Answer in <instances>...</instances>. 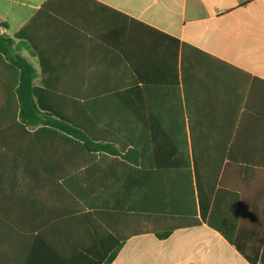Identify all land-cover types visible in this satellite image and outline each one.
<instances>
[{
	"label": "crops",
	"instance_id": "1",
	"mask_svg": "<svg viewBox=\"0 0 264 264\" xmlns=\"http://www.w3.org/2000/svg\"><path fill=\"white\" fill-rule=\"evenodd\" d=\"M34 17L32 32L44 57L71 62L68 67L57 66L59 75L94 77L95 89L111 92H126L136 83L148 94L143 102L146 107L162 112L172 109L178 114H184L187 106L191 110V119L174 114L98 115L93 122L100 139L116 136L149 141L153 132L162 138L171 134L173 146L143 150L141 154L147 158L136 154L131 162L123 163L109 153L93 154L97 204L133 203L130 190L137 189L133 186L136 170L140 172V195L135 202L173 213L185 208V198H192L197 210L195 181L186 183L187 171L194 173L196 168L194 154L201 171L219 170L214 161L217 157L222 162L220 171L227 169L230 190H225L229 194L225 192L224 201H256V192L244 191L243 166L227 163L228 147L207 144L193 150L187 124L199 125L202 139L236 141V154L264 155V0H0V24L7 25L9 37ZM171 38L179 40L177 49ZM181 43L204 52L187 54L185 89L181 84ZM55 89L66 90L63 85ZM107 105L109 109L126 106L118 100ZM181 122L185 127L174 126ZM123 172L132 176L123 179V195H107L103 187L97 188L101 183L114 187V182L119 187L121 179L116 174ZM249 182L256 190V177ZM31 186L34 190L26 205L6 202L0 196V249L9 250L11 238L14 246H21L22 231H89L84 215L75 213L77 207L62 193L58 195L51 183ZM143 222L160 224L163 220L153 217ZM95 226L100 231L97 218ZM112 264L250 263L219 232L203 224L175 230L165 240L153 232L133 236Z\"/></svg>",
	"mask_w": 264,
	"mask_h": 264
},
{
	"label": "trees",
	"instance_id": "2",
	"mask_svg": "<svg viewBox=\"0 0 264 264\" xmlns=\"http://www.w3.org/2000/svg\"><path fill=\"white\" fill-rule=\"evenodd\" d=\"M36 20L34 17L14 37L0 35V196L6 202L15 200L26 205L29 193L34 190L31 185L51 183L58 195L62 193L77 207L75 213L84 215V225L89 231H22L21 246H14L12 238L9 250L2 246L0 264H112L124 243L133 236L153 232L158 239L165 240L175 230L203 224L219 232L250 264H264V155L236 154V141L231 139H202L199 125L191 122L187 124L191 148L195 150L207 144L227 146V163L243 166L240 178L245 181L244 191L256 192L255 202L248 198L244 203L224 201L225 190H230L226 183L227 169L220 171L222 162L217 157L214 161L219 170L201 171L194 154L196 168L194 173L187 171L186 183L195 181L197 210L192 206V198H185V208L173 213L157 210L153 204L135 202L140 195V172L136 170L133 171V186L137 189L130 190L133 203H96L93 154L109 153L116 162L120 159L123 163L131 162L136 154L147 158L141 154L143 150L154 152L173 146L171 134L162 138L153 132L149 141L116 136L100 139L93 122L98 115L154 117L174 114L190 118L191 110L187 106L184 114H178L172 109L162 112L146 107L143 102L148 94L136 83L126 92H111L95 89L94 77L59 75L57 66L68 67L71 62L44 57L32 32ZM0 26L7 27L5 23ZM171 39L177 49L179 40ZM24 50L38 58L40 73L21 56ZM191 51L204 54L181 43L184 89L187 83L185 60ZM56 85H63L66 90H56ZM184 94L187 96V92ZM111 100L121 101L126 106L109 109L107 102ZM102 101L104 106H100ZM168 126L171 133L172 125ZM174 126L185 127V124ZM184 136L185 133L181 138ZM122 171L121 168L119 172ZM125 175L129 179L132 177L130 172L116 174L121 179L119 187L114 182L116 189L102 183L97 184V188L103 187L107 195L109 192L123 195ZM107 177L109 175L105 179ZM255 177L256 190L248 184ZM149 190L151 192L152 188ZM94 217L100 231L96 230ZM153 217L163 222L144 224L143 221Z\"/></svg>",
	"mask_w": 264,
	"mask_h": 264
},
{
	"label": "rangeland",
	"instance_id": "3",
	"mask_svg": "<svg viewBox=\"0 0 264 264\" xmlns=\"http://www.w3.org/2000/svg\"><path fill=\"white\" fill-rule=\"evenodd\" d=\"M21 56L23 58H25L28 62H30L35 69H37V70L39 69V67L37 65V60L29 52H27V51L22 52Z\"/></svg>",
	"mask_w": 264,
	"mask_h": 264
},
{
	"label": "built area",
	"instance_id": "4",
	"mask_svg": "<svg viewBox=\"0 0 264 264\" xmlns=\"http://www.w3.org/2000/svg\"><path fill=\"white\" fill-rule=\"evenodd\" d=\"M0 35L8 36L7 30L2 26H0Z\"/></svg>",
	"mask_w": 264,
	"mask_h": 264
}]
</instances>
